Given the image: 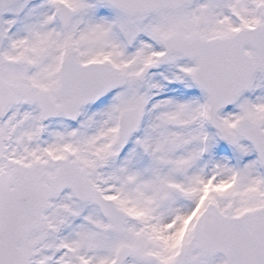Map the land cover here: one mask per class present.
Masks as SVG:
<instances>
[{"label":"snow or ice","instance_id":"1","mask_svg":"<svg viewBox=\"0 0 264 264\" xmlns=\"http://www.w3.org/2000/svg\"><path fill=\"white\" fill-rule=\"evenodd\" d=\"M0 264H264V0H0Z\"/></svg>","mask_w":264,"mask_h":264}]
</instances>
